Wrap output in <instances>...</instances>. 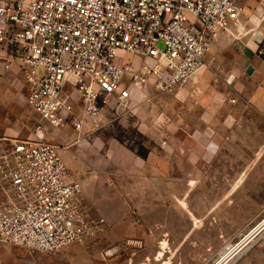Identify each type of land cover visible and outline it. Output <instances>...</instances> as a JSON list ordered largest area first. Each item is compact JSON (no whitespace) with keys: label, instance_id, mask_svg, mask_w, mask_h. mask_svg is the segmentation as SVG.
I'll return each instance as SVG.
<instances>
[{"label":"rangeland","instance_id":"obj_1","mask_svg":"<svg viewBox=\"0 0 264 264\" xmlns=\"http://www.w3.org/2000/svg\"><path fill=\"white\" fill-rule=\"evenodd\" d=\"M243 5L239 22L216 34L203 66L173 93L135 88L127 108L111 104L81 139L71 126L43 124L45 142L87 183L91 205L82 207L93 233L56 254L8 247V258L0 246V264L264 259V6ZM31 119L32 141L39 118Z\"/></svg>","mask_w":264,"mask_h":264},{"label":"built area","instance_id":"obj_2","mask_svg":"<svg viewBox=\"0 0 264 264\" xmlns=\"http://www.w3.org/2000/svg\"><path fill=\"white\" fill-rule=\"evenodd\" d=\"M264 0H0V46L17 61L33 140L0 136V245L56 254L92 235L73 178L45 128L81 139L135 88L173 93L203 66L210 41ZM161 44L162 48L159 47ZM140 241L123 245L140 247ZM119 245L108 254L116 253Z\"/></svg>","mask_w":264,"mask_h":264},{"label":"crops","instance_id":"obj_3","mask_svg":"<svg viewBox=\"0 0 264 264\" xmlns=\"http://www.w3.org/2000/svg\"><path fill=\"white\" fill-rule=\"evenodd\" d=\"M252 47H257V43L253 42ZM10 56V50L6 46H0V136L18 140H29L32 112L26 105V96L28 93L27 84L22 76L17 61L11 62L8 69L4 68ZM60 155L73 178L77 180L76 175H73V169L77 168V165H74L65 152H62ZM81 185L83 188L81 204L83 203V206L89 210L91 203L86 195L88 186L85 182H82ZM0 246L5 249L4 252H7L8 258H11L10 248L2 245ZM256 257H249L245 264H264V259L260 260L256 259Z\"/></svg>","mask_w":264,"mask_h":264}]
</instances>
